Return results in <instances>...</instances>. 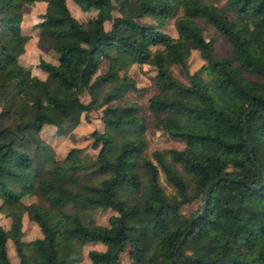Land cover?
Here are the masks:
<instances>
[{
	"label": "trees",
	"instance_id": "obj_1",
	"mask_svg": "<svg viewBox=\"0 0 264 264\" xmlns=\"http://www.w3.org/2000/svg\"><path fill=\"white\" fill-rule=\"evenodd\" d=\"M24 1L0 0V193L6 199L0 209L13 217L9 229L0 224V264H12L9 238L20 254L24 210L43 235L48 264H74L89 242L106 246L88 251L97 264H264V0H225L222 6L208 0H72L81 11L96 10L85 21L71 14L66 0H41L46 8L37 26L54 38L60 60L55 65L39 58L45 78L18 60L26 40ZM178 10L174 37L163 27ZM198 20L226 39L229 56H214ZM193 47L205 64L190 73L186 59ZM102 57L106 70L94 76ZM131 64L156 71L150 124L185 142L167 151L166 162L156 152L158 165L144 157L145 182L137 159L148 123L139 106L126 101V93L138 89L135 81L119 75ZM174 64L184 68L188 82L173 75ZM84 90L87 111H101L102 130L90 133L95 158L74 156L66 163L54 153L47 157L42 144H49L37 133L45 123L58 135L74 128L81 115L71 106ZM232 154L240 156L236 164ZM159 171L176 187L178 202L165 193ZM96 174L104 175L98 183ZM67 185L89 192L75 202L114 210L108 226L78 217L65 224L58 211L65 198L58 193ZM28 194L48 206L18 202ZM196 200L198 208L181 217L180 205ZM125 247L129 263L117 256Z\"/></svg>",
	"mask_w": 264,
	"mask_h": 264
},
{
	"label": "rangeland",
	"instance_id": "obj_2",
	"mask_svg": "<svg viewBox=\"0 0 264 264\" xmlns=\"http://www.w3.org/2000/svg\"><path fill=\"white\" fill-rule=\"evenodd\" d=\"M35 0H25V4L27 6L31 5ZM209 2L215 3L218 6H222L225 0H208ZM68 8L71 14L77 18L79 21H85L88 17H92L96 10L90 9L88 11H81L76 3L72 0L68 1ZM33 7H35L33 5ZM37 8L40 6L37 5ZM44 8V7H43ZM43 11V10H42ZM36 14H33L32 18H36L40 16L41 10L35 11ZM117 13V12H116ZM1 14V13H0ZM181 14V11L178 10L172 17H170L166 21V25L163 27V30L170 34L171 36H177V32L174 28V19ZM39 22V18H37ZM146 19V18H144ZM148 19H150L148 17ZM36 20V19H35ZM202 26V32L205 39L209 40L212 45L214 56H229L231 53L230 44L226 41V39L217 32L212 26L203 22L202 20H198ZM36 22V21H35ZM25 29L28 31L25 32L24 37H26L25 41L28 39V33L33 32V29L30 28L29 23L25 25ZM35 27V34L37 36V42L41 47L42 55L45 56L44 60H49V62H53L55 65H58L59 55L53 50L52 45L54 44V38L48 34L47 31L43 30L37 26V23L33 25ZM105 27H109V23H106ZM35 36V37H36ZM44 46V47H42ZM47 47V48H46ZM45 49V50H43ZM27 57V56H26ZM37 56H33V62L37 60ZM43 58V57H42ZM30 62V60H29ZM187 62V70L190 73L196 71L199 67L205 64V60L201 57L199 50L197 48H191L190 54L186 59ZM36 66L33 65V68H28L31 74H35L38 71H41L39 68L36 69ZM107 61L104 57L101 58V63L96 70L95 75H100L106 70ZM172 73L175 77L180 79L183 82H188V78L186 77L184 68L180 65H171ZM127 74L131 77L137 86V90H129L126 93V101L128 103H135L139 106L140 112L143 116H145L148 126L145 132L146 138V147L143 150L140 157L137 159V171L138 176L142 182L146 180V172L142 164V159L145 157L155 164L158 165V160L155 157V153H160V159L162 161L168 160L167 151L170 148L181 149L185 146V142L179 139H175L170 137L167 133L161 131L153 127L150 124L151 121V113L148 110V98L157 91L155 84V74L156 71L149 64H131L127 69H120L119 75L123 76ZM43 78L47 76L41 75ZM207 75L204 74V77ZM109 85H106L99 92V96H101L107 89ZM90 100V95L86 90L82 91L79 94V100L77 103L71 106V111L80 114V122L72 129L66 130L65 134L58 135L55 132V129H52L54 126L50 124H43L39 133V138L43 140V142L48 143L47 146L42 144L43 152H45L47 157H51L54 153V157L56 160L62 161L65 159L69 163L72 161L74 156L83 158L85 162H91L97 153V143L96 139L90 136V133L93 130H102V122L100 119V110H89L84 107ZM115 102H120V100H116ZM123 103V102H122ZM86 115V117H85ZM88 115V116H87ZM41 145V144H40ZM85 159H84V157ZM232 163L236 164L237 161L235 159L239 158L235 154L231 155ZM51 165V164H50ZM176 168L181 172L182 176L188 180V175L182 169V167L178 164H175ZM104 175L96 174L94 180L98 183ZM159 179L164 189L165 193L173 202H178L180 199V195L175 186L170 184L162 171H159ZM61 197L65 198L64 202L58 209L61 215L64 216V222L67 225L73 222L75 217L80 218V220L86 225L93 226H108V218L109 216L116 214V212L112 209H101L99 207H88L84 204L75 202L76 200H80L89 192L81 187L75 185H67L64 189L58 193ZM5 197L0 193V207H3ZM23 203H22V202ZM21 204H42L44 206H48V202L42 200L40 197L28 194L25 195L19 200ZM200 205V201L196 200L193 202H188L180 205L179 214L181 217H188L191 212L196 210ZM3 210V208H2ZM13 217L8 215L5 211H1L0 209V224L5 228L9 229L10 224L12 222ZM18 234V246L20 248V254L23 256V261L25 264H48V260L46 259V245L43 240V235L35 221H33L28 215L27 211L24 210L22 212L20 218V225L17 229ZM91 249L96 250H105L106 246L101 242H89L83 245L81 251V257L74 264H97L93 263L88 257L87 253ZM48 250V249H47ZM6 253L12 264H23L22 256L19 254L17 250V246L14 244L13 240L9 238L6 242ZM118 259L122 263H129L132 261V257L130 254V248L125 247L122 250L118 251Z\"/></svg>",
	"mask_w": 264,
	"mask_h": 264
},
{
	"label": "crops",
	"instance_id": "obj_3",
	"mask_svg": "<svg viewBox=\"0 0 264 264\" xmlns=\"http://www.w3.org/2000/svg\"><path fill=\"white\" fill-rule=\"evenodd\" d=\"M68 1L69 0H66V4L67 5H68ZM33 5L35 7H33ZM37 5H39L40 7L37 8L36 7ZM45 8H46V2L45 1H41V0H35L29 6H27L25 4V2L23 4V8H22V18H21V23H20L21 33H22V35L26 36L25 35V32H27L28 30L25 29V27H26L25 25L28 24V23L30 25V28L33 29V32L28 33V36L29 37H28L27 41L24 42V49H23V52L19 55L18 60H19V63L21 65H23V66H25L27 68H31V67L33 68V65L37 64L39 58H42V57H43L42 59L45 58V56L42 55L43 54L42 53V50H40V48H41L40 46L41 45L39 46V43L37 42V36H36V34L34 32L35 31V27H33L34 24L38 23L37 22L38 21L37 18H39V19H41V18H40V16L39 17L36 16V18L35 17L32 18L33 14H36L35 11H37V9L38 10H41V13H40V15H41L42 13H44ZM1 14H0V18H1ZM1 27L2 26H1V23H0V29H1ZM42 47H44V46H42ZM43 50H45V49H43ZM34 55H36L38 58H37V60H35L33 62V56ZM45 59H47V58H45ZM29 60H30V62H29ZM45 61H47V60H45ZM48 62H49V60H48ZM50 63H53V62H50ZM34 67H36V69L38 68L37 66H34ZM43 74L45 75V71H43V70H41V71H38L37 70V72L35 73V75H37L40 78H43V76H41ZM52 129H54V127Z\"/></svg>",
	"mask_w": 264,
	"mask_h": 264
},
{
	"label": "water",
	"instance_id": "obj_4",
	"mask_svg": "<svg viewBox=\"0 0 264 264\" xmlns=\"http://www.w3.org/2000/svg\"><path fill=\"white\" fill-rule=\"evenodd\" d=\"M245 135H246V137L248 138V136H247V133H246V130H245ZM249 145V148H250V144H248ZM187 232H185V234H186Z\"/></svg>",
	"mask_w": 264,
	"mask_h": 264
}]
</instances>
